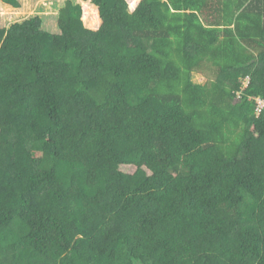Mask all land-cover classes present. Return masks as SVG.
<instances>
[{
  "label": "trees",
  "instance_id": "obj_1",
  "mask_svg": "<svg viewBox=\"0 0 264 264\" xmlns=\"http://www.w3.org/2000/svg\"><path fill=\"white\" fill-rule=\"evenodd\" d=\"M90 2L0 29V264H264V0Z\"/></svg>",
  "mask_w": 264,
  "mask_h": 264
},
{
  "label": "rangeland",
  "instance_id": "obj_2",
  "mask_svg": "<svg viewBox=\"0 0 264 264\" xmlns=\"http://www.w3.org/2000/svg\"><path fill=\"white\" fill-rule=\"evenodd\" d=\"M69 0H20L19 8L10 7L0 1V29L8 28L14 23L23 22L33 17H40L43 20V29L57 34L58 16L61 8ZM83 6L82 28L98 30L101 26V20L98 11L91 4L90 0H71ZM142 0H133L130 5V11L133 12ZM192 79L197 84H205L206 79L200 74H193ZM126 172H133V168H124Z\"/></svg>",
  "mask_w": 264,
  "mask_h": 264
},
{
  "label": "built area",
  "instance_id": "obj_3",
  "mask_svg": "<svg viewBox=\"0 0 264 264\" xmlns=\"http://www.w3.org/2000/svg\"><path fill=\"white\" fill-rule=\"evenodd\" d=\"M260 105H261V107H263V106H264V104H263V103H260Z\"/></svg>",
  "mask_w": 264,
  "mask_h": 264
}]
</instances>
